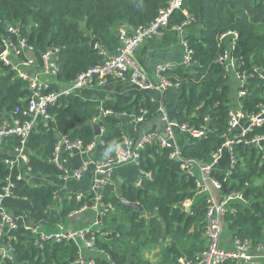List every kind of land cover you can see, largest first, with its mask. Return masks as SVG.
Returning <instances> with one entry per match:
<instances>
[{
  "label": "trees",
  "instance_id": "1",
  "mask_svg": "<svg viewBox=\"0 0 264 264\" xmlns=\"http://www.w3.org/2000/svg\"><path fill=\"white\" fill-rule=\"evenodd\" d=\"M169 0H0V44L7 37V25L19 26L37 55L57 48V66L54 84L47 90L67 86L78 74L101 65L119 48L122 28L131 33L154 21ZM185 12L187 14H185ZM194 17L189 25L198 27L197 35L185 38L191 51L189 69L179 68L169 75L172 82L180 83V97L175 106V120L191 129H205L201 138L191 140L181 150L183 160L192 159L208 163L211 156L224 144L228 133L229 111L239 105L244 115L255 114L264 105V0H182L179 10L169 16L167 28L181 25L187 16ZM188 26V27H189ZM226 35L224 38H221ZM236 35V37H234ZM94 41L96 46H91ZM228 50L237 61V71L245 74L243 89L246 95L237 97L218 57ZM27 82L13 78V72L0 62V122L4 116L21 121L20 100L29 96ZM27 101H24L26 105ZM152 110L151 99L142 94L119 96L104 103L83 100L78 94L60 98L47 107L51 117L46 128L38 126L27 141L28 168L39 178H57L63 175L50 162L57 138L66 136L89 145L97 140L92 124L96 121L102 130L99 140L104 152L115 154L122 146V125L132 118L145 117ZM106 112H109L108 114ZM102 121L99 122V117ZM264 136V124L253 126L242 140ZM8 141L7 145H15ZM173 149L147 146L140 152L139 169L151 174L143 179L140 188L122 187L116 195L106 186L101 203L103 211L100 233L95 237V250L90 259L96 264H181L178 259L196 263L202 252L203 221L207 200L196 197L194 180L181 172L182 162L171 157ZM233 154L239 161L231 175L214 168L211 176L221 183V194L240 192L241 201L230 204L224 223L230 237L248 240L256 248L264 246V157L259 150L245 143L233 145ZM7 157L0 152V185L9 176L15 198L26 199L31 205L28 212L13 209L25 216L31 227L42 224L55 225L69 215L91 208L94 196L79 195L73 190L44 183L28 184L17 179V169L8 170ZM59 198V211L51 210ZM138 203L143 212L127 208L120 201ZM192 201L189 213L183 211L185 201ZM0 218V225H1ZM17 229L5 231L2 246L11 249V260L0 264H73L78 259L79 248L73 242L46 240L39 250L32 231L23 227L22 219L16 221ZM165 236L172 243L161 259L152 263L142 253L157 246ZM88 239L92 237L89 233ZM110 257L107 261L100 253ZM88 258V259H89ZM233 264V263H228ZM264 264V263H263Z\"/></svg>",
  "mask_w": 264,
  "mask_h": 264
},
{
  "label": "built area",
  "instance_id": "2",
  "mask_svg": "<svg viewBox=\"0 0 264 264\" xmlns=\"http://www.w3.org/2000/svg\"><path fill=\"white\" fill-rule=\"evenodd\" d=\"M181 1L169 0L168 7L165 10H161L158 17L148 26L137 28L131 33L122 31L119 34V48L114 54L107 57L103 64L78 74L67 86L59 87L57 90L48 92L47 90L50 88V85L54 84V79L58 71L56 57L58 49L51 48L37 55L34 47L28 44L27 38L21 35L19 26L7 25L5 27L7 37L1 40L0 50L2 52L0 53V62L13 72V78L22 79L27 82V90L29 91L28 98L20 100L23 108L22 115L27 119L21 121L15 118L13 114L19 110V108H16L13 113L5 115L0 122V152L5 151L3 153L7 155L4 164L8 170L11 172V170L17 169L18 180L26 179L20 174L19 161L27 159L28 151L26 147L28 139L38 126L44 128L48 126L51 117L47 113V107L54 105L60 98L77 94L81 90L89 87L102 88L109 80L115 79L129 81L135 88L142 91L163 92L168 88H180L178 81L172 82L169 79V75L174 70L173 65L166 63L158 64L155 67L154 77H150L137 64L133 58V53L143 41L157 35L161 29L167 28L170 14L179 10ZM185 14L187 13L185 12ZM193 21L194 17L188 15L181 25L173 28L182 30L188 27ZM225 36L223 35L221 38ZM181 43L184 47V57L180 66L181 68L189 69L191 66V51L185 39H182ZM217 61L223 66L227 76L232 70H235L238 81L237 97L245 96L246 91L243 89L245 74H240L236 70V59L229 55L228 50H225L218 57ZM261 77L264 78V74H261ZM24 101H27L26 105H24ZM106 113L108 114L109 112ZM142 120L143 117H138L132 118L131 121L133 124H137L142 122ZM242 122L246 124L242 134L233 138L226 137L222 147L211 156L208 163H198L192 159H180V152L174 150L172 144L175 130L180 133H186L193 139H198L205 133V129L203 128L200 130L191 129L185 124L181 125L176 121L167 120V127L164 133H150L138 139L122 137V146L116 150L115 154L104 152V158L92 164L93 180L88 192L94 196V203L89 208V210L91 209L96 213V222L93 226L96 228L99 227L103 211L108 209L101 203L100 192L108 185L109 177L115 168L126 163L139 162L140 152L147 146L155 145L159 149L172 148L173 153L171 157L179 158L178 160L182 162L181 172L193 178L197 196L205 195L207 197L208 206L206 208L201 234L205 246L197 257L196 263L193 264H263L264 246L262 245L254 248L248 240L231 237V247L226 248L223 246L222 232L224 216L230 204L235 201H241L242 198L240 192H232L227 195L221 194V183L210 175L222 158L223 148L228 150L232 162L235 160L233 155L234 144L243 142L253 146L264 157V136H255L250 140H242L243 136L253 126L264 124V105L259 107L257 113L250 115H244L239 109L232 108L229 111L228 133H231ZM101 132L102 130L100 129V134ZM12 140L16 141V144L8 146L7 142ZM94 145L95 142L85 146L79 139L73 140L66 136L58 137L50 158V162L63 172V175L58 178L63 181L76 180L81 178L82 173L88 168V164L84 163L73 173L66 172L60 160L63 149L67 151L76 150L78 154H85ZM194 167L198 169L199 175H196ZM27 170L30 173L29 168ZM144 175L146 178L151 179L150 173H144ZM229 175H231V171L228 170L223 179L224 182ZM27 183L31 184L29 181ZM13 189L14 185L10 177L7 176L0 185V218L2 221L0 235L4 230L17 229L16 221L22 219L23 227L32 231V236L36 240V246L39 250L43 249V243L46 240L55 242L65 240L67 242H73L77 246L78 242H81L87 250H95V237L93 235L95 234L97 236L98 232L92 230L93 226L84 230L59 232L47 236L38 232L37 229L39 226L31 227L29 224H26L24 215L19 216L18 214H8L5 212L2 208V203L5 198L12 196ZM85 210L88 209L84 207L81 211L75 212L72 215H77ZM89 233L92 234V237L88 239L86 236ZM10 253V248L0 246V262L6 258L11 260ZM100 253L105 256L107 261L110 260V257L103 251H100ZM73 264H96V262L90 258L85 260L79 251L78 259ZM185 264L192 263L186 261Z\"/></svg>",
  "mask_w": 264,
  "mask_h": 264
},
{
  "label": "crops",
  "instance_id": "3",
  "mask_svg": "<svg viewBox=\"0 0 264 264\" xmlns=\"http://www.w3.org/2000/svg\"><path fill=\"white\" fill-rule=\"evenodd\" d=\"M128 32L127 28H122L121 32ZM198 27L196 25H192L191 27H186L182 30H178L177 28H163L160 32L143 41L140 46L133 53V58L140 66V68L150 77H154L155 67L158 64H171L174 66V70L181 68V62L184 57V47L181 43L182 39H185L189 35H197ZM229 79V84H231L232 93H235L236 89H238V81L236 79L235 70H232L230 74L227 76ZM83 100H89L94 102L104 103L107 100L115 99L119 96H136L138 94L146 95L151 99L152 102V110L150 113L143 116V120L140 123L133 124L132 116L128 117V121H126L121 129H122V137L141 138L146 134H160L164 133L167 127V120H175V106L180 97V88H168L163 92L157 91H142L135 88L129 81L122 80H109L108 83L102 88L89 87L81 90L77 93ZM239 109V105L236 107ZM96 123V121L94 122ZM246 124L240 123L230 134L229 138L237 137L242 134L245 129ZM191 140H196L191 138L186 133H180L175 130V136L173 139V148L174 150L180 152L182 148L191 142ZM4 152V151H3ZM29 153V152H28ZM234 155V154H233ZM104 158V150L100 143L99 137L95 141V145L91 150H88L85 154H75L73 151H67L63 149L61 151V164L63 168L68 173H73L79 167H81L84 163L88 164V168L85 172L82 173L81 178L70 181H63L57 178H39L36 175H31L28 172V156L26 160L19 161V171L22 176H24L26 181L31 184H37L39 180H43L44 183L57 185L63 187L64 191L73 190L77 194H81L83 196L89 195V187L92 184L93 180V169L92 164L94 162H99ZM235 160L232 162L228 154V150L223 148L222 150V158L216 166V169H220L221 171L227 172L228 170L236 168L238 166L239 161L236 160V156L234 155ZM176 159V158H174ZM176 160L180 162V160ZM195 161V160H194ZM139 162H130L123 164L112 171L111 176L109 177L108 185L112 188V191L116 194H120V189L122 187H130L134 186L135 188H140L143 182V179L146 178L144 172L139 169ZM197 165V163H196ZM194 171L196 175H199V171L196 167H194ZM183 174V173H182ZM148 179V178H146ZM151 180V179H149ZM102 192V191H101ZM65 196L64 193L57 197L56 205L51 210L50 215L53 217L58 214V203L59 198ZM204 196L205 195H198ZM125 200L124 198H120ZM126 201V200H125ZM128 202V201H127ZM132 203V202H129ZM138 204V203H134ZM139 205V204H138ZM193 205L192 201H185L182 205L183 211L189 213L191 207ZM140 206V205H139ZM141 207V206H140ZM2 208L8 214H17L12 211L13 209H20L22 211L28 212L31 209V205L29 201L26 199L15 198L13 195L5 198L2 203ZM128 208V207H127ZM142 208V207H141ZM131 209V208H129ZM133 210V209H131ZM136 211V210H133ZM138 212V211H136ZM143 212V209L142 211ZM139 212V213H141ZM96 222V213L93 210H85L83 212L78 213L77 215H70L66 217L64 220L57 221L55 225L42 224L38 227V232L43 233L47 236H51L54 233L66 232V231H79L90 228ZM203 223V222H202ZM57 228L58 230H52ZM97 227L96 229H98ZM95 229V228H93ZM222 240L223 246L226 248L231 247V237L226 228L225 223L223 222V232H222ZM202 236V235H201ZM5 238V230L0 235V246H2L3 240ZM172 243L170 237L165 236L157 246H153L149 249H145L142 253L143 257L152 262H158L163 252L171 245ZM201 250L204 249L205 243L203 237H201V242L197 243ZM78 248L82 255V257L87 260L89 257L94 254V251L87 250L81 242H78ZM201 253V252H200ZM197 257L199 256V254ZM178 261L181 264H185L187 259L180 258Z\"/></svg>",
  "mask_w": 264,
  "mask_h": 264
},
{
  "label": "water",
  "instance_id": "4",
  "mask_svg": "<svg viewBox=\"0 0 264 264\" xmlns=\"http://www.w3.org/2000/svg\"><path fill=\"white\" fill-rule=\"evenodd\" d=\"M90 44H91L92 47H95V46H96V44H95L94 41H91ZM1 52H2V51L0 50V53H1ZM102 117H103V116H100V117H99V122L102 121ZM92 129H93V132H94V136H95V137H100V128H99V124H98V123H94V124H92ZM4 153H5V151H4ZM73 153L78 154V152H77L76 150H74ZM121 203H122L123 205H125L126 207L131 208V209H133V210H136V211H138V212H141V211H142V208H141L138 204L129 203V202L123 200V199H121Z\"/></svg>",
  "mask_w": 264,
  "mask_h": 264
},
{
  "label": "rangeland",
  "instance_id": "5",
  "mask_svg": "<svg viewBox=\"0 0 264 264\" xmlns=\"http://www.w3.org/2000/svg\"><path fill=\"white\" fill-rule=\"evenodd\" d=\"M92 226H93V225H92ZM92 226H91V227H92ZM93 228H95V229H93ZM99 229H100V227H99L98 229H96V227H94V226L92 227V230H94L95 232H98V234L100 233ZM52 230L55 231V230H58V229H57V228H54V229H52Z\"/></svg>",
  "mask_w": 264,
  "mask_h": 264
}]
</instances>
